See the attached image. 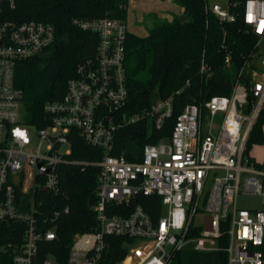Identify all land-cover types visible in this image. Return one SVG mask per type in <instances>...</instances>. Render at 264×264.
Wrapping results in <instances>:
<instances>
[{"label":"built area","instance_id":"2783aa9c","mask_svg":"<svg viewBox=\"0 0 264 264\" xmlns=\"http://www.w3.org/2000/svg\"><path fill=\"white\" fill-rule=\"evenodd\" d=\"M228 4L227 9L213 4L210 12L220 22L242 20L257 38L254 60L245 63L229 96L187 105L167 137L143 145L140 157L130 161L113 154L118 133L145 121L148 130L161 131L173 117L174 96L125 115L128 23L109 18L73 21L78 29L98 36L96 55L79 65L60 101L45 105L50 124L36 129L24 123V92L16 86V69L19 62L54 45L56 28L40 21H12L8 11L16 0H0V225L24 227L20 244L0 246V253L11 252L12 264H59L52 254L40 258L46 247L42 244L54 242L56 231L44 229L34 207L21 211L18 199L59 192L58 169L68 162L76 137L102 152L100 160L83 164L99 169L93 208L97 226L75 236L67 264H100L109 236L138 242L128 247L120 264H172L189 246L198 252L221 250L223 238L228 264H264V209L238 206L241 194L264 196V162L257 163L251 150L247 153L264 111V0ZM200 74L212 76L207 64ZM140 195L160 197L157 218L142 205L126 216L114 213ZM199 214L208 215L203 226L195 224ZM193 231L198 234L190 237Z\"/></svg>","mask_w":264,"mask_h":264},{"label":"trees","instance_id":"16d2710c","mask_svg":"<svg viewBox=\"0 0 264 264\" xmlns=\"http://www.w3.org/2000/svg\"><path fill=\"white\" fill-rule=\"evenodd\" d=\"M175 2L183 10L182 18L156 24L146 37L129 34L127 38L125 67L129 98L125 115L133 116L149 109L158 99L174 96L173 117L161 131L148 130L145 121L118 133L113 154L125 155L130 161L140 157L143 145L167 137L187 105H199L212 96H229L241 69L246 62L254 60L257 53V38L241 19L235 23L220 22L211 14L209 0ZM127 4L126 0H16V7L8 11L10 20L40 21L56 28V41L50 47L49 56L38 55L17 64L16 86L24 92L27 126L44 129L50 124L45 105L60 101L68 81L77 76L79 65L96 55L98 36L78 29L73 21L107 18L127 21ZM228 58L229 64L226 63ZM203 63L211 69L210 78L200 74ZM263 128L264 111L248 141L247 153L254 145L264 144ZM101 155V150L76 137L72 152L67 156L68 162L58 169L59 192L44 191L34 197H19L21 211H31L34 207V216L44 229L56 231L54 242L42 244L46 247L40 253L41 259L52 254L59 264H67L75 236L96 228L93 208L97 203L99 169L83 164L96 162ZM137 205H142L155 218L160 214L161 201L156 195H140L129 206L117 207L114 213L126 216ZM66 208H69L68 213L64 212ZM56 212H60L57 218ZM23 231L20 224L0 225V246L20 244ZM197 234L193 231L190 237ZM134 242L124 236L107 237L100 264H120ZM226 246L227 239L223 238L219 251L193 250L191 261L193 264H228ZM0 264H12L11 252L0 253Z\"/></svg>","mask_w":264,"mask_h":264},{"label":"rangeland","instance_id":"374dc122","mask_svg":"<svg viewBox=\"0 0 264 264\" xmlns=\"http://www.w3.org/2000/svg\"><path fill=\"white\" fill-rule=\"evenodd\" d=\"M127 8H128V27L129 31L133 33L134 35H137L139 37H146L148 36L149 31L156 25L162 22L166 21L165 17L158 16V12L156 8L157 6H149L144 7L146 15L144 16L145 19H142V12L141 7L138 5L139 0H127ZM154 1V0H152ZM210 4H219L222 8L227 9L228 8V0H209ZM147 3H150V0H147ZM166 12L165 14H169L170 12V19L173 20L174 18H182L183 14L180 9L176 8L175 6L168 5L167 7L163 8ZM52 52V49L48 50L47 52L41 53L40 56L42 58H46L50 55ZM248 71V70H247ZM244 71V76H248V72ZM36 142V138L34 139V143ZM250 155L257 163H263L264 162V144L263 145H256L254 146L251 151ZM238 206L242 209H248V210H261L264 209V196H257V195H239L238 197ZM208 215H197L195 219V224L199 226H203L205 224V217ZM138 245V242L134 244V246ZM133 245H130L129 248L134 247ZM193 247L189 246L185 248L179 258L174 260L172 264H193L191 261L192 253H193Z\"/></svg>","mask_w":264,"mask_h":264},{"label":"crops","instance_id":"0c3cea01","mask_svg":"<svg viewBox=\"0 0 264 264\" xmlns=\"http://www.w3.org/2000/svg\"><path fill=\"white\" fill-rule=\"evenodd\" d=\"M140 7H141V11L143 16H142V19L144 20L145 19V15L147 12H145V8L149 6H157L156 8L157 9V12L159 13L158 16H161V17H165L166 18V21H172V20H169L170 19V13L169 14H165L166 12L164 11L163 8L167 7L168 5H172V6H175L176 8L180 9V11H182V14H183V10L176 4L175 0H150V3H147V0H139V4H138ZM145 7V8H144ZM128 21V19H127ZM131 33V32H130ZM133 34V33H131Z\"/></svg>","mask_w":264,"mask_h":264},{"label":"water","instance_id":"95a60500","mask_svg":"<svg viewBox=\"0 0 264 264\" xmlns=\"http://www.w3.org/2000/svg\"><path fill=\"white\" fill-rule=\"evenodd\" d=\"M44 173H46V172H44V171L41 172V174H44Z\"/></svg>","mask_w":264,"mask_h":264}]
</instances>
